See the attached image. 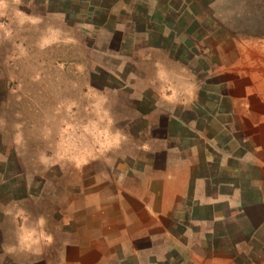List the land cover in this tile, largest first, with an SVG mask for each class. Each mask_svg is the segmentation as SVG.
Masks as SVG:
<instances>
[{
    "label": "rangeland",
    "instance_id": "374dc122",
    "mask_svg": "<svg viewBox=\"0 0 264 264\" xmlns=\"http://www.w3.org/2000/svg\"><path fill=\"white\" fill-rule=\"evenodd\" d=\"M172 145L229 155L213 174L243 209L225 241L193 209L161 264H264V231L237 232L264 198V0H0V264H99L86 245L139 210L123 193L152 196ZM150 213L169 252L172 221Z\"/></svg>",
    "mask_w": 264,
    "mask_h": 264
},
{
    "label": "crops",
    "instance_id": "0c3cea01",
    "mask_svg": "<svg viewBox=\"0 0 264 264\" xmlns=\"http://www.w3.org/2000/svg\"><path fill=\"white\" fill-rule=\"evenodd\" d=\"M185 151L187 152L188 149ZM157 152H161L163 160L161 163L162 166L159 171L158 169H153L152 172L153 174L156 172V175L155 177L153 175L150 179L148 178L147 183L149 182L152 184L160 180L161 184H159L158 189L154 187L152 196L149 198L147 197L148 195H142L138 191L123 193V196L126 195L127 197L131 196L135 198L137 202L134 201V203L141 209L139 208L138 211L129 210L125 207V203L122 202L121 214L122 216L126 214V216H123L125 218V224L119 220V225H122V227L119 226L114 228V230L110 229L109 231H104L105 233L100 229L104 238H97L98 231L96 234L97 240L94 241V239H92L90 245H86L90 251V257H87V259L96 258L97 261L100 260L98 261L99 264H161L164 263V261H170L172 256L171 251L175 250L178 252L181 249H185V245H188L189 241L191 242L193 240L192 232L195 226L199 229L197 225L191 224L190 216L193 209L197 211H206L205 214H200V218L204 223L212 219L213 224H215L212 225V227L206 226L199 230L204 234L206 239L209 240L208 237L212 234V239L217 238L225 241V239L230 237L229 232H232V230L236 232V227L234 226L236 218L231 211L235 212L236 210L243 209L241 204L243 198L239 186L240 184L236 186L235 180L231 183H226V181L220 180V174H213L214 165H218L217 170L221 172L220 167L226 165L224 160L230 159V156L220 154L218 148L217 152L220 154L221 160L219 157L218 161H215V159L208 156L197 161L193 160V152L186 154L185 157L183 156V149L173 145L168 149L160 148ZM231 159L243 161L241 158ZM224 183L230 185V192L219 191L221 186L225 188ZM253 192L255 195L251 194L250 199H253L254 202L250 207L252 211H254V207H256V209L260 208V220L258 221L256 213L252 214V211L250 217H248V219L246 218L244 222L242 221V216H240V219H242L240 220L241 224H239L240 226L238 227L239 229L237 228V232H240L242 235L248 234L249 239L257 240L259 231H264V198H260L261 201L258 203L257 192L256 190ZM151 210L158 213H154L155 215H159L158 217L170 218L172 221L173 226L170 229V235L168 237L170 242L169 252L166 250L161 251V236L166 237V234L162 235L160 228L150 223L151 221L149 220L152 217V213H150ZM135 211L137 213H135ZM138 214L141 215V220L137 223V221L134 220H136L135 216H138ZM225 219L226 221H224ZM222 221H224V224L228 225L225 230L220 227L221 224H217ZM131 226H133V228ZM130 231L132 234L138 236L137 238L135 237L137 242L130 239V235H132L129 233ZM178 231H180V234H178ZM145 232H148L149 235L152 234V237H149H151V240L153 239V252L151 251V244L147 246L140 241L143 236H145ZM79 238L82 240L81 236H79ZM126 240L129 242L125 243ZM156 240H158L157 243ZM183 240L186 242H183ZM201 240L203 244L205 241L204 238ZM99 241H103L104 243L97 244V246L96 244H92ZM156 244L157 247L160 248L159 251H156ZM98 246L104 247V249H114V251L112 250V252L109 251V254H104L107 255L105 256L106 260L101 261L103 255H97V253H100L96 250V248L99 249ZM105 253L107 252L105 251ZM219 260L222 261L221 263H227V258H219ZM171 261L173 262V260ZM185 264H187V262Z\"/></svg>",
    "mask_w": 264,
    "mask_h": 264
}]
</instances>
